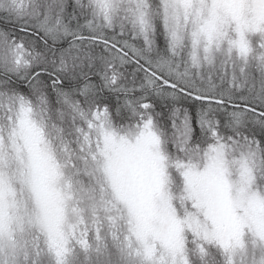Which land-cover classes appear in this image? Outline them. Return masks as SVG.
<instances>
[{
  "label": "snow or ice",
  "instance_id": "6c2138e0",
  "mask_svg": "<svg viewBox=\"0 0 264 264\" xmlns=\"http://www.w3.org/2000/svg\"><path fill=\"white\" fill-rule=\"evenodd\" d=\"M0 264H264V0H0Z\"/></svg>",
  "mask_w": 264,
  "mask_h": 264
}]
</instances>
